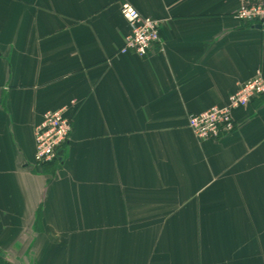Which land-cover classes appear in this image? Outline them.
I'll list each match as a JSON object with an SVG mask.
<instances>
[{
  "label": "crops",
  "instance_id": "obj_1",
  "mask_svg": "<svg viewBox=\"0 0 264 264\" xmlns=\"http://www.w3.org/2000/svg\"><path fill=\"white\" fill-rule=\"evenodd\" d=\"M125 3L162 24L145 58L119 53ZM241 5L0 0V264H264V95L220 140L189 127L264 77ZM62 109L70 141L37 166Z\"/></svg>",
  "mask_w": 264,
  "mask_h": 264
},
{
  "label": "built area",
  "instance_id": "obj_2",
  "mask_svg": "<svg viewBox=\"0 0 264 264\" xmlns=\"http://www.w3.org/2000/svg\"><path fill=\"white\" fill-rule=\"evenodd\" d=\"M242 5L236 17L245 24L264 28V0L250 5L241 0ZM121 14L129 33L119 53H133L140 58L162 42L161 22L146 18L131 4L122 5ZM264 30V29H263ZM264 95V77L258 74L254 79L241 84L237 92L229 97L224 106H214L209 110L189 117V127L202 142L217 141L236 130L234 112L247 108L255 99ZM67 109L48 112L43 121L35 127V164L40 167L54 165L59 160L60 151L69 143L72 135V121L66 116Z\"/></svg>",
  "mask_w": 264,
  "mask_h": 264
},
{
  "label": "water",
  "instance_id": "obj_3",
  "mask_svg": "<svg viewBox=\"0 0 264 264\" xmlns=\"http://www.w3.org/2000/svg\"><path fill=\"white\" fill-rule=\"evenodd\" d=\"M259 28H262V26H259Z\"/></svg>",
  "mask_w": 264,
  "mask_h": 264
}]
</instances>
